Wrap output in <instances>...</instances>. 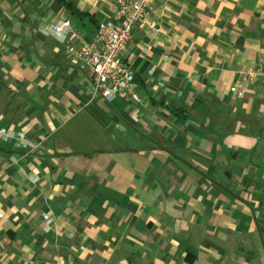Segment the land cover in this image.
<instances>
[{"label": "crops", "instance_id": "0c3cea01", "mask_svg": "<svg viewBox=\"0 0 264 264\" xmlns=\"http://www.w3.org/2000/svg\"><path fill=\"white\" fill-rule=\"evenodd\" d=\"M64 1L0 0V264H264V0H149L109 103L66 47L116 0Z\"/></svg>", "mask_w": 264, "mask_h": 264}, {"label": "built area", "instance_id": "2783aa9c", "mask_svg": "<svg viewBox=\"0 0 264 264\" xmlns=\"http://www.w3.org/2000/svg\"><path fill=\"white\" fill-rule=\"evenodd\" d=\"M149 0H116V11L108 20L99 23L90 42L80 35L72 34L66 54L83 64L86 75L97 98L109 103L117 97L129 102H139L137 80L132 67L123 57L133 31L153 28L149 20ZM55 27L54 32L61 41L67 42L63 28H70L69 22ZM249 79H260L264 83V68L250 70ZM21 138V137H18Z\"/></svg>", "mask_w": 264, "mask_h": 264}, {"label": "trees", "instance_id": "16d2710c", "mask_svg": "<svg viewBox=\"0 0 264 264\" xmlns=\"http://www.w3.org/2000/svg\"><path fill=\"white\" fill-rule=\"evenodd\" d=\"M58 1L63 5L65 10H67L69 12H73L74 14H77V15H80V16L83 15V14L78 13V11H76L70 3H67L64 0H58Z\"/></svg>", "mask_w": 264, "mask_h": 264}]
</instances>
